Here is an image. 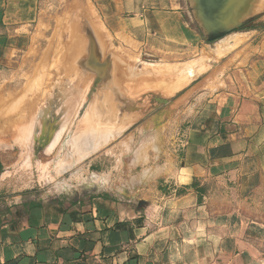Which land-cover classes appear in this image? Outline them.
I'll return each instance as SVG.
<instances>
[{"label": "crops", "instance_id": "0c3cea01", "mask_svg": "<svg viewBox=\"0 0 264 264\" xmlns=\"http://www.w3.org/2000/svg\"><path fill=\"white\" fill-rule=\"evenodd\" d=\"M92 1L109 27L193 52L201 41L191 30L197 25L187 15L189 0ZM260 1L255 27L241 33L250 41L230 54L218 55L224 39L213 49L227 59L222 69L232 68L219 89L196 86L186 97L198 98L183 115L175 116L188 98L142 126L117 160L120 178L91 163L92 179L36 196L33 189L4 192L1 174L4 264H264ZM44 25L39 0H0V80L36 51Z\"/></svg>", "mask_w": 264, "mask_h": 264}, {"label": "rangeland", "instance_id": "374dc122", "mask_svg": "<svg viewBox=\"0 0 264 264\" xmlns=\"http://www.w3.org/2000/svg\"><path fill=\"white\" fill-rule=\"evenodd\" d=\"M260 2L234 0L218 55L235 52L250 41V35L241 33L255 27L258 14L247 13L260 7ZM189 3L187 15L197 25L191 30L201 37L194 52L188 44L165 43L160 37L148 41L139 33L109 27L92 0H39L45 25L37 49L0 80L4 192L33 189L36 196L61 194L93 178L91 163L113 178L122 176L117 160L127 152V142L135 143L130 139L140 136L142 126L153 118L164 120L162 109L188 98L175 114L183 115L198 98V94L186 97L196 86L208 83L217 90L221 74L232 68L222 69L227 59L212 55L221 39L210 40L196 4ZM242 13L246 14L243 20ZM45 128L62 132V137L53 145L50 134L39 132ZM91 129L97 141L77 155L68 135ZM61 160L73 162L74 167L60 171Z\"/></svg>", "mask_w": 264, "mask_h": 264}, {"label": "water", "instance_id": "95a60500", "mask_svg": "<svg viewBox=\"0 0 264 264\" xmlns=\"http://www.w3.org/2000/svg\"><path fill=\"white\" fill-rule=\"evenodd\" d=\"M197 16L214 41L223 38L228 30L226 22L233 10L234 0H193ZM1 165V164H0Z\"/></svg>", "mask_w": 264, "mask_h": 264}, {"label": "bare ground", "instance_id": "6f19581e", "mask_svg": "<svg viewBox=\"0 0 264 264\" xmlns=\"http://www.w3.org/2000/svg\"><path fill=\"white\" fill-rule=\"evenodd\" d=\"M258 9H260V7H255L254 9H253V12H250V13H247V14H249V16L250 15H253V14H255V13H257L259 10ZM244 17H246V14H243L242 13V20L244 19ZM178 90V89H177ZM67 113V112H66ZM71 113V112H70ZM69 114V113H68ZM71 115V114H70ZM66 116V115H65ZM69 118V117H68ZM39 121V120H38ZM44 121V120H43ZM59 122H61V121H59ZM83 122V121H82ZM42 123V122H41ZM84 123V122H83ZM37 124V123H36ZM59 125V124H58ZM84 124H82V126H83ZM81 126V127H82ZM85 126V125H84ZM83 126V127H84ZM51 127V126H50ZM57 127V126H56ZM61 127V126H60ZM82 127V128H83ZM53 128V127H52ZM78 129H80V127H78ZM35 130V129H34ZM63 130V129H62ZM74 130V129H73ZM92 131H88L87 132V130L85 131V132H82V131H76L75 130V132L73 131V132H70V133H72V134H69L68 136H69V138H67V139H69L68 140V142L74 147V149L75 150H77V151H75L74 150V152H76L77 153V155H80V154H82V150L85 148V147H90L91 148V144H93V142H95V141H97V139H98V135L95 133V131L93 130V129H91ZM84 131V130H83ZM39 132L40 133H48V134H50V137H51V143L54 145L61 137H62V132H60V133H55L54 131H52L51 129H48V128H45V129H39ZM100 132H101V130H100ZM34 134V133H33ZM99 135L100 134H102V133H98ZM40 135V134H39ZM24 138V137H23ZM48 138V137H47ZM97 138V139H96ZM33 139H35V138H33ZM66 139V140H67ZM66 143V142H65ZM49 144V143H48ZM95 144V143H94ZM64 145V144H63ZM70 145V146H71ZM66 146V145H65ZM62 147H64V146H62ZM95 153V152H94ZM69 167V168H73L74 167V163L72 162V163H67V162H65L64 160H61L60 161V163H59V167H58V169L60 170V171H62L63 169H66V167ZM62 186H63V188H65V185L64 184H62Z\"/></svg>", "mask_w": 264, "mask_h": 264}, {"label": "built area", "instance_id": "2783aa9c", "mask_svg": "<svg viewBox=\"0 0 264 264\" xmlns=\"http://www.w3.org/2000/svg\"><path fill=\"white\" fill-rule=\"evenodd\" d=\"M0 264H4V262L0 260Z\"/></svg>", "mask_w": 264, "mask_h": 264}]
</instances>
